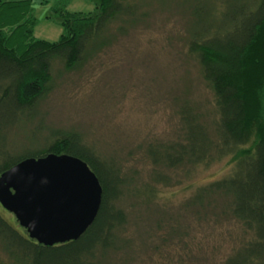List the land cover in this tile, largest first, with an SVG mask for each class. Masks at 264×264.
<instances>
[{"label": "trees", "instance_id": "1", "mask_svg": "<svg viewBox=\"0 0 264 264\" xmlns=\"http://www.w3.org/2000/svg\"><path fill=\"white\" fill-rule=\"evenodd\" d=\"M89 1L87 14L66 12L63 1L55 4L61 34L48 43L31 34V0H0V174L26 158L65 154L83 161L101 188L92 224L63 244L39 245L0 215V264H132L130 255L119 256L132 241L118 206L120 187L138 182L152 201L155 185L170 182L163 172L224 160L226 173L197 187L183 209L198 223L232 225L238 234L228 233L235 238L227 255L196 258L194 264H264V0H181L191 9L181 34L185 55L198 66L210 97L184 93L173 100L174 139L145 148L152 166L146 183L123 176L120 164H106L77 132L50 130L40 139L38 126L26 127L37 122L38 106L52 89L54 64L80 70L114 35L149 14L148 0ZM15 129L24 133L25 144L10 145ZM31 144L41 145L19 152Z\"/></svg>", "mask_w": 264, "mask_h": 264}, {"label": "rangeland", "instance_id": "2", "mask_svg": "<svg viewBox=\"0 0 264 264\" xmlns=\"http://www.w3.org/2000/svg\"><path fill=\"white\" fill-rule=\"evenodd\" d=\"M60 1L68 13L87 14L93 9L89 0H31L34 38L58 41L61 28L52 9ZM148 1L145 19L126 33L114 35L111 44L80 70L67 72L54 64L52 89L38 106L37 122L26 126H38L40 139L50 130L77 132L106 164H120L123 176L142 183L148 181L152 169L145 148L174 139L173 100L184 93L197 100L210 97L181 39L182 29L191 23L190 6L181 5V0ZM23 135L15 129L10 145L25 144ZM40 145L21 146L19 152ZM225 170L224 160L207 168L182 166L165 171L170 182L155 185L152 201L138 182L120 187L117 205L126 212L132 241L119 256L130 255L132 264H194L198 258L218 261L227 255L235 238L228 233L237 229L198 223L183 209L197 187L223 176ZM0 215L17 226L1 207ZM171 226L173 235H169Z\"/></svg>", "mask_w": 264, "mask_h": 264}, {"label": "water", "instance_id": "3", "mask_svg": "<svg viewBox=\"0 0 264 264\" xmlns=\"http://www.w3.org/2000/svg\"><path fill=\"white\" fill-rule=\"evenodd\" d=\"M100 199L92 171L65 154L26 158L0 174V207L42 246L77 240L92 224Z\"/></svg>", "mask_w": 264, "mask_h": 264}]
</instances>
